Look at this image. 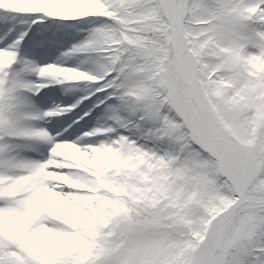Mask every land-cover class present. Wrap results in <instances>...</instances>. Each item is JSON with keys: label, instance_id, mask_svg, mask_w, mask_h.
I'll return each instance as SVG.
<instances>
[{"label": "snow or ice", "instance_id": "snow-or-ice-1", "mask_svg": "<svg viewBox=\"0 0 264 264\" xmlns=\"http://www.w3.org/2000/svg\"><path fill=\"white\" fill-rule=\"evenodd\" d=\"M0 264H264V0H0Z\"/></svg>", "mask_w": 264, "mask_h": 264}, {"label": "rangeland", "instance_id": "rangeland-1", "mask_svg": "<svg viewBox=\"0 0 264 264\" xmlns=\"http://www.w3.org/2000/svg\"><path fill=\"white\" fill-rule=\"evenodd\" d=\"M57 102H59V101H57Z\"/></svg>", "mask_w": 264, "mask_h": 264}]
</instances>
